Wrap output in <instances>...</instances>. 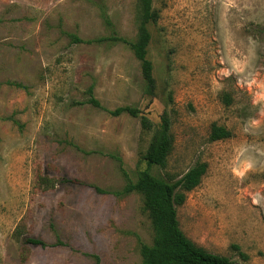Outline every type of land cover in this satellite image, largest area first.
Masks as SVG:
<instances>
[{"label": "rangeland", "instance_id": "1", "mask_svg": "<svg viewBox=\"0 0 264 264\" xmlns=\"http://www.w3.org/2000/svg\"><path fill=\"white\" fill-rule=\"evenodd\" d=\"M153 8L150 96L140 62L112 40L137 38V0H0V264H140L151 220L140 194L118 192L148 169L165 111L175 144L151 174L176 181L208 166L177 209L184 235L264 264V0ZM91 87L103 108H137L154 130L83 103ZM214 124L230 137L211 141Z\"/></svg>", "mask_w": 264, "mask_h": 264}, {"label": "trees", "instance_id": "2", "mask_svg": "<svg viewBox=\"0 0 264 264\" xmlns=\"http://www.w3.org/2000/svg\"><path fill=\"white\" fill-rule=\"evenodd\" d=\"M138 2V35L134 41L121 37H113L115 42L124 43L134 57L141 64V72L144 81V89L147 95L152 96L156 89V81L153 74V64L148 58V47L151 42L149 25L159 19L158 12L153 8V0H137ZM264 33V28L261 29ZM98 41H104L99 39ZM89 98L83 102L93 107L103 109L112 116L128 114L139 117L140 111L134 107H119L114 110H106L94 97L93 88L88 90ZM225 104L230 106L233 102L229 94L223 98ZM141 117L142 128L146 131L154 130L150 120ZM230 131L225 127L214 124L210 134L211 141H219L229 138ZM175 144L172 133V121L168 111L161 117L159 126L155 128L151 141L145 153L143 162L146 170L139 174L137 181H129L119 194L138 193L143 198L144 209L149 214L153 229L152 244L141 245L142 262L140 264H237L231 259L212 254L199 247L188 239L180 228L177 209L183 206L187 200V194L197 188L207 172L206 163H197L176 181H168L163 177L151 174L150 168L164 169L173 151ZM99 193L104 190L95 188ZM26 243L46 247L47 244L35 238H27ZM96 264H101L97 255L93 256Z\"/></svg>", "mask_w": 264, "mask_h": 264}]
</instances>
